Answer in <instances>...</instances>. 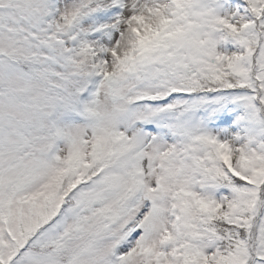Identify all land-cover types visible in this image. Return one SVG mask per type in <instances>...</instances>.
I'll return each mask as SVG.
<instances>
[{
  "label": "snow or ice",
  "instance_id": "6c2138e0",
  "mask_svg": "<svg viewBox=\"0 0 264 264\" xmlns=\"http://www.w3.org/2000/svg\"><path fill=\"white\" fill-rule=\"evenodd\" d=\"M0 264H264V0H0Z\"/></svg>",
  "mask_w": 264,
  "mask_h": 264
}]
</instances>
